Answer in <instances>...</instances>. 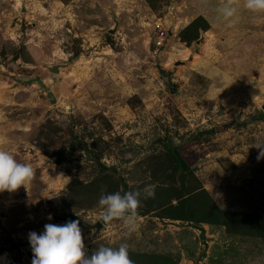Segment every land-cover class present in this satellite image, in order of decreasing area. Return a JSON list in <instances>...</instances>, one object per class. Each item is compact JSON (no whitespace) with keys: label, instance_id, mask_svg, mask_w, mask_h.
<instances>
[{"label":"rangeland","instance_id":"1","mask_svg":"<svg viewBox=\"0 0 264 264\" xmlns=\"http://www.w3.org/2000/svg\"><path fill=\"white\" fill-rule=\"evenodd\" d=\"M226 2L0 0V150L34 173L0 193V264H31L28 233L69 220L88 256L264 264V12L232 0L225 20ZM133 190V231L99 220L102 194Z\"/></svg>","mask_w":264,"mask_h":264},{"label":"clouds","instance_id":"2","mask_svg":"<svg viewBox=\"0 0 264 264\" xmlns=\"http://www.w3.org/2000/svg\"><path fill=\"white\" fill-rule=\"evenodd\" d=\"M244 8L253 13L264 12V0H244ZM236 11L232 0H227L218 9L219 14L229 21L235 16ZM253 146L259 149L257 160L264 158V143ZM33 174L30 164L17 161L9 151L0 150V193L14 192L21 185L26 187ZM141 194L137 190L123 194L120 191L102 194L98 201L102 208L99 220L107 224L114 219H121L129 232L133 231ZM154 194L150 187L143 191L146 198ZM47 218L51 220L52 215L49 214ZM79 224V220H69L64 224L47 223L39 234L30 231L28 240L33 253L31 264H133L126 243H121L115 248L101 246L90 256L86 255Z\"/></svg>","mask_w":264,"mask_h":264},{"label":"built area","instance_id":"3","mask_svg":"<svg viewBox=\"0 0 264 264\" xmlns=\"http://www.w3.org/2000/svg\"><path fill=\"white\" fill-rule=\"evenodd\" d=\"M155 28L157 31L155 43L158 47H161L165 44L167 36L169 35L168 28L161 21L155 22Z\"/></svg>","mask_w":264,"mask_h":264},{"label":"trees","instance_id":"4","mask_svg":"<svg viewBox=\"0 0 264 264\" xmlns=\"http://www.w3.org/2000/svg\"><path fill=\"white\" fill-rule=\"evenodd\" d=\"M194 26H193V24H191V25H188L186 28H185V30H184V33L182 34V38L184 39V40H186L187 41V37H188V35H185V33L186 32H189V31H191V28H193ZM192 32V31H191ZM260 116V118L262 117V113L259 115ZM174 156H175V160H176V162H177V164H178V167H179V169H180V171H181V174H180V180H181V184H184V181H185V172H184V162H183V159L181 158V156L179 155V153L177 152V151H174Z\"/></svg>","mask_w":264,"mask_h":264},{"label":"water","instance_id":"5","mask_svg":"<svg viewBox=\"0 0 264 264\" xmlns=\"http://www.w3.org/2000/svg\"><path fill=\"white\" fill-rule=\"evenodd\" d=\"M113 32L115 31V30H112ZM168 32H171V30L168 28ZM204 38V35H202L199 39H197L196 40V42L198 43V44H200L202 41V39ZM178 63H180V61L179 62H177V64ZM52 70L53 71H56V72H59V68L58 67H56V68H52ZM48 97H51V94L50 93H48ZM262 108L264 109V103L262 104ZM88 225H90V224H88ZM92 226H94V227H96V229L97 230H99V229H101L102 227H103V224H102V222H97L96 224H94V225H92Z\"/></svg>","mask_w":264,"mask_h":264},{"label":"bare ground","instance_id":"6","mask_svg":"<svg viewBox=\"0 0 264 264\" xmlns=\"http://www.w3.org/2000/svg\"><path fill=\"white\" fill-rule=\"evenodd\" d=\"M105 50V49H104ZM110 50V49H109ZM106 52H107V50H105ZM105 54H107V53H105Z\"/></svg>","mask_w":264,"mask_h":264}]
</instances>
